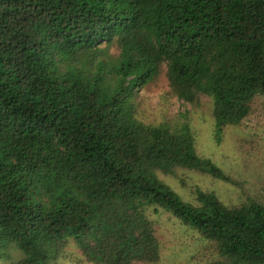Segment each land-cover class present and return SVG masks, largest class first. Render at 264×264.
<instances>
[{
	"label": "trees",
	"instance_id": "obj_1",
	"mask_svg": "<svg viewBox=\"0 0 264 264\" xmlns=\"http://www.w3.org/2000/svg\"><path fill=\"white\" fill-rule=\"evenodd\" d=\"M161 72L181 109L144 122L138 91ZM203 96L216 141L264 97V0H0V257L159 264L167 212L206 264H264V195L191 202L159 175L240 185L197 153Z\"/></svg>",
	"mask_w": 264,
	"mask_h": 264
},
{
	"label": "rangeland",
	"instance_id": "obj_2",
	"mask_svg": "<svg viewBox=\"0 0 264 264\" xmlns=\"http://www.w3.org/2000/svg\"><path fill=\"white\" fill-rule=\"evenodd\" d=\"M164 69L163 67L162 70ZM163 73L161 72L153 83L142 86L138 91V99H142L144 103L140 104L137 113L144 122H172L175 112L181 109L180 103L171 95ZM187 107L191 112L196 132L197 153L211 159L240 185H231L208 174L182 169L172 176L159 173L160 177L183 199L191 202H195L196 189L214 192L228 205L242 202L247 195L262 197L264 97L258 96L254 99L249 115L240 125L225 127L220 141H216L214 124L210 118L212 110L210 100L203 96L196 104H189ZM156 222V233L162 244L159 264H206L213 260L205 255L206 241L193 230L180 226L167 212L161 213ZM76 251V248L68 246L67 253H63L57 261L50 264H86L77 261ZM18 257V251L9 249V252H4L0 257V264H12Z\"/></svg>",
	"mask_w": 264,
	"mask_h": 264
}]
</instances>
